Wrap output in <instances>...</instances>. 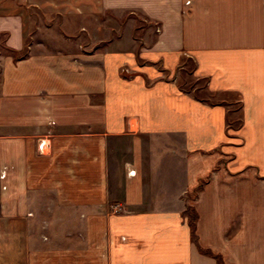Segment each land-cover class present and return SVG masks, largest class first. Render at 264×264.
<instances>
[{"label":"crops","instance_id":"obj_1","mask_svg":"<svg viewBox=\"0 0 264 264\" xmlns=\"http://www.w3.org/2000/svg\"><path fill=\"white\" fill-rule=\"evenodd\" d=\"M0 264H264V0H0Z\"/></svg>","mask_w":264,"mask_h":264},{"label":"rangeland","instance_id":"obj_2","mask_svg":"<svg viewBox=\"0 0 264 264\" xmlns=\"http://www.w3.org/2000/svg\"><path fill=\"white\" fill-rule=\"evenodd\" d=\"M108 24L114 26V30L112 31V36L119 37L120 35L124 34V38L126 40L131 39H140L145 32V29L150 26H155L152 22L145 21L144 18L139 14H125V15H113L111 16L110 20L108 21ZM111 27V26H110ZM81 32V31H80ZM84 32V31H83ZM149 32L151 33L149 36H153V30L149 29ZM97 33V36H104L103 31L99 29L98 31H95ZM81 34H79V38ZM85 40V35L82 36ZM89 38V37H88ZM80 43V42H79ZM82 43V42H81ZM86 43V42H84ZM80 50L87 49V46H84L82 44H79L78 47ZM193 70V62L188 61L185 65V73L182 74V82H184V86L186 88L196 89L199 90L198 94L197 91H194L197 95H204L205 93V81L196 79L194 75L192 74ZM180 76V77H181ZM186 82V83H185ZM223 95H218L215 98H221ZM214 99V98H213ZM236 107V104H235ZM238 108V106H237ZM53 195L46 194L43 198L44 202L46 204L43 205V207H40L41 212L40 216L43 218V221L38 222L33 229H41L43 232L46 231H52L53 235L47 237V234H45V237H41V243L42 246H55V245H79V232L82 230V222L80 220H75L74 215L72 211L68 210H55V207L52 206L51 201L53 200ZM111 211L120 210L118 209V205H111L110 206ZM188 219V218H187Z\"/></svg>","mask_w":264,"mask_h":264},{"label":"trees","instance_id":"obj_3","mask_svg":"<svg viewBox=\"0 0 264 264\" xmlns=\"http://www.w3.org/2000/svg\"><path fill=\"white\" fill-rule=\"evenodd\" d=\"M10 52H12V54H14L15 57L19 58V54L18 51H14V50H10ZM201 183H199L195 189L193 190V192L191 193V197H195L198 189L200 188ZM183 214H187V218H188V223L191 229V236L194 238V230H195V220H196V214L193 211V209L191 207H188L187 209L184 210Z\"/></svg>","mask_w":264,"mask_h":264},{"label":"built area","instance_id":"obj_4","mask_svg":"<svg viewBox=\"0 0 264 264\" xmlns=\"http://www.w3.org/2000/svg\"><path fill=\"white\" fill-rule=\"evenodd\" d=\"M44 142L43 141H40L39 143H38V150L39 151H42L43 150V148H44Z\"/></svg>","mask_w":264,"mask_h":264}]
</instances>
